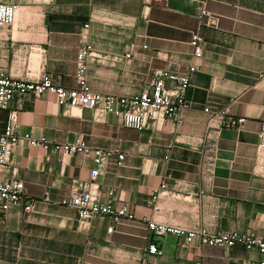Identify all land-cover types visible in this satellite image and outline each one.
I'll return each instance as SVG.
<instances>
[{"label":"crops","instance_id":"1","mask_svg":"<svg viewBox=\"0 0 264 264\" xmlns=\"http://www.w3.org/2000/svg\"><path fill=\"white\" fill-rule=\"evenodd\" d=\"M19 6L0 43V69L12 77L29 81L46 73L55 86L75 88L85 24L98 57L86 71L93 92L133 96L150 89L160 71L182 73L192 65L199 71L189 75L179 123L149 122L141 132L125 128L101 103L66 113L50 94L24 96L19 136L52 144L80 137L90 148L125 155L118 167L112 154L96 182L102 192L113 190L115 204L126 205L134 219L111 233L109 219L78 230L74 210L61 200L90 181L92 155L52 152L46 160L41 148L19 139L8 168L0 166V181H22L34 210L0 213V264H259L255 249L197 239L181 247L180 238L155 236L146 224L264 238V178L254 174L264 122V0H19ZM192 34L202 38L199 59ZM16 108L13 101L0 110V128ZM205 109L246 121L238 130L210 128ZM161 184L165 191L153 201ZM150 243L161 256L148 252Z\"/></svg>","mask_w":264,"mask_h":264},{"label":"built area","instance_id":"2","mask_svg":"<svg viewBox=\"0 0 264 264\" xmlns=\"http://www.w3.org/2000/svg\"><path fill=\"white\" fill-rule=\"evenodd\" d=\"M47 1V0H44ZM50 1V0H48ZM19 0H0V43L4 41L6 33L12 28L16 13L19 10ZM205 15V11L201 12ZM89 25L85 24L79 34V45L75 60L76 87L69 89L55 86L50 76L42 73L36 80H23L5 74L0 69V110H8L11 102L15 101L18 108L9 110L5 124L0 128V166L8 168L11 155L19 139H24L33 148H41L47 153L46 160L52 152L62 155L91 154L95 168L90 171V181L78 184L68 197L61 200L63 206L74 210L77 218V228L87 231L93 220L109 219L113 225L106 229L107 233L115 230L116 225L131 222L134 215L126 205H116L113 190L102 192L96 182L98 176L103 173L104 166L109 157L114 154L117 158L116 165H123L125 155L120 152H109L102 149L90 148L80 137L71 143L52 144L45 138L34 139L29 134L19 136L17 131V110L21 99L26 95L41 98L52 95L56 105L62 112H70L73 109L93 108L101 103L105 111L120 119L125 128L141 132L151 122L159 123L171 120L179 123L182 111L188 108L185 94L189 87V75L199 71V66L192 65L182 73H172L167 70L156 74L150 89L133 96L102 95L93 92L86 81V71L91 61L98 60L97 53L88 42ZM202 38L198 34H192L190 46L193 57H201ZM143 49L146 46L142 47ZM130 54H126L128 58ZM167 83L171 86L167 87ZM210 113V128L216 129H240L245 123L244 118H233L225 111H212ZM212 163L205 166L204 172L210 173ZM254 174L264 178V122L260 126L259 142L257 145ZM165 184H161L154 191L152 197L156 201L165 191ZM13 207H19L26 214L34 210V200L24 192L22 181L11 178L0 181V213H6ZM146 230L155 235L163 236L172 234L181 240V247L190 244L197 239L201 245L229 249L240 245L246 250L255 249L262 256L259 264H264V238L253 234H237L235 232L211 233L204 228L183 230L166 224L148 222ZM148 252L152 255L161 256L162 250L154 243L148 245Z\"/></svg>","mask_w":264,"mask_h":264},{"label":"bare ground","instance_id":"3","mask_svg":"<svg viewBox=\"0 0 264 264\" xmlns=\"http://www.w3.org/2000/svg\"><path fill=\"white\" fill-rule=\"evenodd\" d=\"M16 15H17V13H16ZM16 18V17H15ZM15 22V21H14Z\"/></svg>","mask_w":264,"mask_h":264}]
</instances>
